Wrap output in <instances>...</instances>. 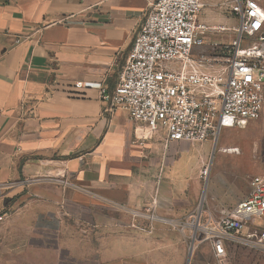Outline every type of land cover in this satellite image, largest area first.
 <instances>
[{
  "label": "crops",
  "instance_id": "1",
  "mask_svg": "<svg viewBox=\"0 0 264 264\" xmlns=\"http://www.w3.org/2000/svg\"><path fill=\"white\" fill-rule=\"evenodd\" d=\"M154 1L0 0V264H167L155 260L193 223L197 145L140 140L102 98ZM217 1L200 20L229 26ZM252 136L264 153V127ZM219 197L225 212L237 202Z\"/></svg>",
  "mask_w": 264,
  "mask_h": 264
},
{
  "label": "built area",
  "instance_id": "2",
  "mask_svg": "<svg viewBox=\"0 0 264 264\" xmlns=\"http://www.w3.org/2000/svg\"><path fill=\"white\" fill-rule=\"evenodd\" d=\"M237 24L200 20L204 0H155L131 45L119 83L102 89L107 111L123 109L144 131L161 133L165 146L187 141L217 144L221 131L246 128L264 109L263 0H225ZM232 31L229 43L208 35ZM221 50V51H220ZM204 164L201 178L209 176ZM247 195L209 223L198 224L201 242L224 264L231 246H249L264 257V173L249 180ZM0 212V227L6 219ZM3 235L0 230V243Z\"/></svg>",
  "mask_w": 264,
  "mask_h": 264
},
{
  "label": "rangeland",
  "instance_id": "3",
  "mask_svg": "<svg viewBox=\"0 0 264 264\" xmlns=\"http://www.w3.org/2000/svg\"><path fill=\"white\" fill-rule=\"evenodd\" d=\"M217 2H220V0H218ZM219 6L225 7L224 5H222V3L219 4ZM203 10L204 12H208V8L204 7L202 9V12ZM202 12L201 14L203 15ZM204 21L211 24L210 21ZM227 24L232 27L237 24V21L234 17H232ZM231 32L232 31H226L223 33L209 34L208 38L210 42L221 41L223 43H229L234 34L233 33L231 35ZM262 115L263 117H261ZM261 116L259 119L251 121L254 124V126H251L252 128H254V130L257 129L258 131L259 129H263L264 110ZM251 127L247 125L246 128L223 129L221 131L217 144H213L211 141L204 142L202 146L200 144H197V148L194 149L195 153H193L195 157H193V159L192 157H190V159L192 160H189V162L194 164L197 160V157L203 154L205 157L204 164H209L210 173L207 178L201 179V184L198 188L199 193L195 207L196 209L192 217L194 221L192 224H190V227L187 226L186 228H184V232L183 229H179L180 231H182L180 237L174 236L173 238H171L170 244L168 245H171L170 248H172V250L171 252L169 251L170 253H165V257L169 255L171 259L155 260L156 263L166 262L167 264H219V262L214 257L213 250L210 244L207 242H201L203 233L196 228V221L198 219L197 214L199 209H201L199 216L200 225H203L204 220L206 221L207 218L210 220L216 219L218 216L225 213V207L223 206L221 198L219 197L221 193L227 196L230 195L232 199L236 198V200L239 201L247 195L250 178L255 174L264 173V153L260 154V152L258 153V150H256L257 144L260 142L258 136H252V138L257 139H255L254 141L251 138L252 140L250 142L249 137L251 135ZM249 143L251 146L254 145L253 148H255L256 153L253 151V148L250 151ZM225 145L240 147L242 149H240L241 154L228 152L226 151L228 148L222 150V147ZM184 174L188 175L189 170L184 169ZM215 179L216 181H214ZM238 198L240 199L238 200ZM195 229H197V235L195 237L196 244L190 256V245ZM189 257L190 260L188 262ZM224 264H264V257L262 253L255 248L249 246H231L229 247L228 257Z\"/></svg>",
  "mask_w": 264,
  "mask_h": 264
},
{
  "label": "bare ground",
  "instance_id": "4",
  "mask_svg": "<svg viewBox=\"0 0 264 264\" xmlns=\"http://www.w3.org/2000/svg\"><path fill=\"white\" fill-rule=\"evenodd\" d=\"M226 151L228 152H235V153H239L241 152L240 149L238 147H230L229 149H227ZM196 228L199 229L200 227L198 225H196ZM193 248V247H192Z\"/></svg>",
  "mask_w": 264,
  "mask_h": 264
},
{
  "label": "water",
  "instance_id": "5",
  "mask_svg": "<svg viewBox=\"0 0 264 264\" xmlns=\"http://www.w3.org/2000/svg\"><path fill=\"white\" fill-rule=\"evenodd\" d=\"M204 193H205V191H204ZM200 214L198 215V219H197V221H196V224L198 225L199 224V221H200ZM196 235H197V229H195L194 230V234H193V237L195 238L196 237ZM191 250V249H190Z\"/></svg>",
  "mask_w": 264,
  "mask_h": 264
}]
</instances>
